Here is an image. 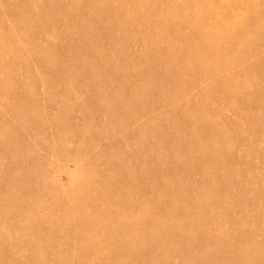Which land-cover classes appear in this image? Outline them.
<instances>
[{"label": "rangeland", "instance_id": "1", "mask_svg": "<svg viewBox=\"0 0 264 264\" xmlns=\"http://www.w3.org/2000/svg\"><path fill=\"white\" fill-rule=\"evenodd\" d=\"M199 1L0 0V264H117L149 214L210 234L160 264H264V0Z\"/></svg>", "mask_w": 264, "mask_h": 264}, {"label": "bare ground", "instance_id": "2", "mask_svg": "<svg viewBox=\"0 0 264 264\" xmlns=\"http://www.w3.org/2000/svg\"><path fill=\"white\" fill-rule=\"evenodd\" d=\"M204 2H205V0H202V3H201V1H199V6L198 7H201V10L206 5ZM238 3H240V2H238ZM109 12H112V11H109ZM217 12L218 11L215 9V6H211V7L205 8V13L209 16V18H215V20H218V18H219V15H217ZM230 13H233V10L229 6L227 12H225V15H230ZM114 16H115V12L113 14V17ZM185 24L188 25L189 23L187 21H185ZM216 24H217V22H216ZM194 26H195V24H192L190 27L191 28H194ZM211 26L214 27V28L218 27V26L215 25V22ZM148 27L149 26H147L145 28V32L148 33V34H150V35H152L153 37H155L154 36V33H153V31H154L155 28L154 29H151V28H148ZM195 28H196L195 32H196V35L198 37L206 36V38L207 37H212L214 39V33L215 32L218 33V31H216L215 29H211V33L210 32L209 33L200 32V30H198V29H200V27L197 26V25L195 26ZM25 29H26V27H25ZM219 29H220L221 32H223L220 27H219ZM155 32H158V31L155 29ZM223 34H225V33L223 32ZM157 40L159 41V44L161 46L164 45L161 42V39L160 38H158ZM208 41H205L204 40V42H200L203 45L207 46V48L209 49V51L207 50L208 52L206 51V53L205 52L204 53L200 52V55L205 54L206 56L209 57L214 52L215 43L210 42V41L208 42ZM224 42H225V40H224ZM240 42L241 41H239V39H237V38H234V39H230L229 38L228 39L227 48H230L233 45L236 48L238 46V44H240ZM197 49L198 50L199 49L201 50L202 49V46H198ZM17 54H18V52H17ZM4 58H5V56H4ZM200 62H201V60H196V64H199ZM170 70H172V69L170 67H168V73H166V74H169L170 73L169 72ZM176 72H178V71H176ZM204 130L205 129H203L201 131V134H202V132H204ZM198 136L199 135L195 134L194 135V138L197 140L198 139ZM216 148H217L216 146H212V147H210V146L209 147H206L205 146L204 148H201V149H203V151H207V152L210 153V162L208 161V157L206 156V157H204V164L205 163L216 162L217 163V166L219 164H222V166H225V163H224L225 161L222 163L221 162L222 159L219 158L217 155H215V154L221 155L222 158H223L224 157L223 150L222 149H216ZM230 158H232V157L231 156H228V159H230ZM199 162H200V164H202L201 161H199ZM171 200H172V195H169V196L167 195L162 200L163 206H164V211L166 210L165 204H170ZM208 202H210V201H208V199H207L206 203H208ZM155 214H156V212H155ZM149 217H150L149 219H140V220H135L134 219V223L130 224V228L127 231L130 232V231H135L136 230L137 231V234H134L133 238L131 240H128V242L126 243V244H129V247L128 246L123 247L124 250L121 247L120 248V251H117L116 250V251H114V253L112 252L111 254H109L110 255L109 261H113V262H115L117 264H160V263H162L164 261V254L161 255L159 252L157 254L153 253L155 247L158 248V249H160V251H163V250H165L167 248H170L173 253L179 254L182 257V261H183L184 260V258L182 256V253L183 252H179L178 247L175 244H172V242H168L167 243L164 240L165 238L168 239V237L170 238V237H174V236H177V235H181L183 238H186V240H189V245L196 243L197 240H198V238L201 239L202 241L205 240V242H207V243L210 242V237H209L210 234L203 233V230L202 229L201 230H198V232L195 233V234H193V237H192L190 235V233H187V231L185 230L184 227H179L178 229H176V228L169 229L168 227H166L163 224V222L165 220L169 219L167 216L165 217V216H161V215H155V217H153V216H151L149 214ZM124 225L125 224H123V226ZM158 228H161L162 231H163V233H158V234H160L158 237H154L153 234L149 236V237H151V239L148 242L151 243L152 241H154L153 245H151L149 247L142 245L143 236H139V234H142V235L145 236V235H148V233H153ZM139 241H141V242H139ZM189 245L187 247H190ZM130 248H131V251H130ZM234 248H235V246H234ZM122 251H123L124 254L121 257L120 256V253ZM131 255H132V257L130 258V260L128 262H125V261L122 260V258L127 257V256H131ZM200 256H201V257H199L200 259H203L204 258L202 255H200ZM120 257H121V259H118ZM171 258H172V256L168 257L169 260ZM116 259H117V261H116ZM104 264H106V263H104ZM183 264H185V262H183Z\"/></svg>", "mask_w": 264, "mask_h": 264}]
</instances>
